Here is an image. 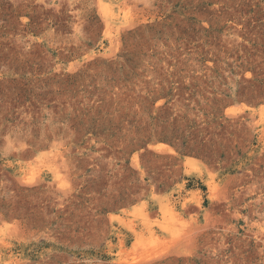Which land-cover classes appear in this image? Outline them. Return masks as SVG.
<instances>
[{"label": "rangeland", "instance_id": "1", "mask_svg": "<svg viewBox=\"0 0 264 264\" xmlns=\"http://www.w3.org/2000/svg\"><path fill=\"white\" fill-rule=\"evenodd\" d=\"M0 264H264V0H0Z\"/></svg>", "mask_w": 264, "mask_h": 264}, {"label": "bare ground", "instance_id": "2", "mask_svg": "<svg viewBox=\"0 0 264 264\" xmlns=\"http://www.w3.org/2000/svg\"><path fill=\"white\" fill-rule=\"evenodd\" d=\"M230 108V107H229ZM238 108H240V107H238ZM243 108H244V106H243ZM246 108V107H245ZM242 109V108H241ZM260 109H263V108H260ZM229 111H234V110H237V108H230V109H228ZM155 147V146H154ZM164 147V145H162V144H158V146H157V148H163ZM170 148V147H169ZM168 148V149H169ZM187 160V159H186ZM189 163V160H188V162H187V164Z\"/></svg>", "mask_w": 264, "mask_h": 264}]
</instances>
